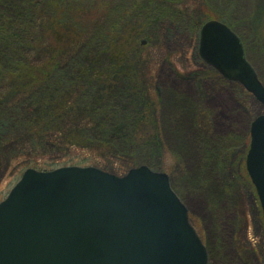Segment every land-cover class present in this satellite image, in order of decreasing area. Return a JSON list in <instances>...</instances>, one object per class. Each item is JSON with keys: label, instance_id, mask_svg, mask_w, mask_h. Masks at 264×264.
<instances>
[{"label": "rangeland", "instance_id": "rangeland-1", "mask_svg": "<svg viewBox=\"0 0 264 264\" xmlns=\"http://www.w3.org/2000/svg\"><path fill=\"white\" fill-rule=\"evenodd\" d=\"M57 1L67 10L61 23L62 52L69 49L68 34L78 20L83 19L85 26L100 27L134 10L146 15L145 9L151 6L156 15L167 17V13L161 15L160 7H166L161 0ZM181 1L189 4L187 12H183L185 18L172 10L168 17L173 19V25L161 29L163 32L157 28L161 35L143 25L146 36L138 39L137 54L132 53L128 62L120 63L109 82L90 88L93 103L96 99L103 103L114 100L117 110L112 121L98 118L103 128L85 131L93 139L86 149L63 152L53 141H46V135L48 130L79 122L82 116L90 117V109H76L79 103L75 105L73 100L71 107L76 111H72L71 119L67 112L60 111L62 121L50 123L37 135L31 131L36 125L32 120L42 115L32 110L45 96L70 101L71 93L66 90L68 82L79 73L77 65L88 64L94 70L107 72L106 55L95 57L84 51L70 54V60L52 77L61 83V93L55 90V84L54 90L44 86L15 110L7 108L15 94L10 95V91L2 97L0 112L6 111L0 113V203L28 169L44 171V166L50 172L63 167H93L123 177L145 166L168 175L173 191L188 210L191 225L207 248L208 264H264L261 207L245 167L250 125L264 114V108L241 85L222 79L198 51L201 28L211 21L223 23L240 39L247 61L264 84V0ZM39 2L42 5L38 13L43 16L48 13V3H57ZM52 10L61 12L54 7ZM18 19L16 15L7 22ZM139 21L143 22L142 17ZM39 59L40 55H36L33 63ZM109 92L113 99L104 97ZM142 116L144 122L134 133L133 126ZM135 138L142 143L132 142ZM104 142L115 146L106 147Z\"/></svg>", "mask_w": 264, "mask_h": 264}, {"label": "water", "instance_id": "water-1", "mask_svg": "<svg viewBox=\"0 0 264 264\" xmlns=\"http://www.w3.org/2000/svg\"><path fill=\"white\" fill-rule=\"evenodd\" d=\"M200 55L264 106V86L223 23L201 31ZM247 170L264 213V115L252 125ZM207 249L169 177L124 178L89 167L28 170L0 204V264H208Z\"/></svg>", "mask_w": 264, "mask_h": 264}, {"label": "trees", "instance_id": "trees-1", "mask_svg": "<svg viewBox=\"0 0 264 264\" xmlns=\"http://www.w3.org/2000/svg\"><path fill=\"white\" fill-rule=\"evenodd\" d=\"M54 2L57 3H48L49 7L46 9L48 13H43L45 15L43 16L38 13V8L42 5L39 0H17L15 2L0 0V100L7 92L11 91L10 95L15 94V97L7 108L15 110L24 99L29 96L32 97L39 88L45 86L50 90L55 84V90L61 91V83L53 81L52 77L54 71L61 68L64 62L67 63L70 60V54H79L80 51H84L85 55L93 53L92 56L95 57L106 55L109 58L107 72H101L98 68V70H94L88 64L77 65L76 71L79 73L74 80L68 82L69 86L66 90V92L71 93L70 101L65 102L64 97L62 99L61 97L55 98L56 95L52 98L45 96L44 99L38 101L35 107L33 106L32 111L42 115L39 119L32 120V123L36 125L31 128V131L36 135L50 123L62 121L58 117L60 111L67 112L68 118L71 119L72 111H76L73 106L71 107L73 100H75V105L79 103L76 109H90L92 114L90 117L82 116L79 122L71 121L70 124L65 125L66 127L48 130L46 135L48 136L46 141H53L52 144L56 145L58 150L80 152L86 149L93 140L85 131L94 127H97L96 129L103 128L104 124L98 123V118L112 121L115 118V110H117V102L114 100L103 103V100L96 99L93 103L90 88L97 84L109 82L112 79L111 73H115V68L122 62H128L132 53L137 54L138 39L146 36L145 30L142 29L149 27L156 31V34L161 35L166 26L173 25V19H169L168 14L175 10L178 12L175 13L176 15L181 13L180 16L185 18L186 15L183 12H187L189 4L181 0H161V5L166 6L165 8L160 7L162 9L161 15L167 13V17L156 15L151 6L147 10L145 9L146 15L134 10V13L124 15L123 19H117L115 22L113 20L105 21V26L100 27L99 24L85 26L82 24L83 19L78 20L72 25L68 34L69 49L67 52H62L61 49L64 48V45H60L63 44L61 43L63 41L61 23H64L62 17H66L67 10L63 9L61 2L57 0ZM6 6L9 8L6 9ZM59 6H62V9ZM52 7L61 12L53 11ZM16 15L19 17L18 20L7 22L10 18H16ZM141 17L143 22L139 23ZM98 21L101 19L98 18ZM88 22L91 23L92 21ZM79 23L82 24V27H79ZM143 25L145 27L141 29ZM157 28L162 29L161 32L157 33ZM55 43H59L56 48H54ZM36 55H40V59L37 63H33ZM113 75L115 76V74ZM48 93L50 92H46V94ZM104 97L113 99V94L109 92ZM5 111L2 110L0 113ZM142 122H144L143 116L138 118L137 123L133 126L134 133L136 132L135 128L138 129ZM132 142L142 143L138 138L133 139ZM111 143L104 142L106 147L115 146L113 142ZM41 168L44 171L48 169L44 166ZM125 168L129 169L126 166Z\"/></svg>", "mask_w": 264, "mask_h": 264}, {"label": "bare ground", "instance_id": "bare-ground-1", "mask_svg": "<svg viewBox=\"0 0 264 264\" xmlns=\"http://www.w3.org/2000/svg\"><path fill=\"white\" fill-rule=\"evenodd\" d=\"M204 27V26H203ZM202 29V28H201ZM202 30H200V32H201ZM199 48H200V44H199ZM199 48H198V51H199V54H200V50H199ZM251 129H252V125H250V138H251ZM250 145H251V142H250ZM249 152V151H248ZM247 158V157H246ZM245 167H246V172H247V174H248V176H249V173H248V170H247V161L245 160ZM249 178H250V176H249ZM251 180V179H250ZM261 214L263 215V211H262V208H261ZM263 218V217H262ZM263 227H264V220H263Z\"/></svg>", "mask_w": 264, "mask_h": 264}]
</instances>
